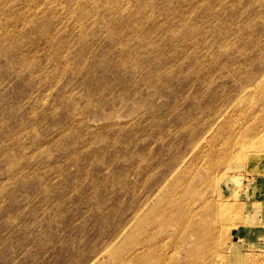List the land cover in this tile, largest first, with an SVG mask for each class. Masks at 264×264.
<instances>
[{"label": "rangeland", "instance_id": "obj_1", "mask_svg": "<svg viewBox=\"0 0 264 264\" xmlns=\"http://www.w3.org/2000/svg\"><path fill=\"white\" fill-rule=\"evenodd\" d=\"M0 264H264V0H0Z\"/></svg>", "mask_w": 264, "mask_h": 264}, {"label": "bare ground", "instance_id": "obj_2", "mask_svg": "<svg viewBox=\"0 0 264 264\" xmlns=\"http://www.w3.org/2000/svg\"><path fill=\"white\" fill-rule=\"evenodd\" d=\"M173 217H174V214H173ZM174 220H176V219L174 218ZM176 222H177V220H176Z\"/></svg>", "mask_w": 264, "mask_h": 264}]
</instances>
